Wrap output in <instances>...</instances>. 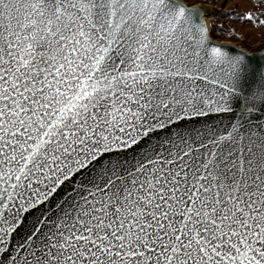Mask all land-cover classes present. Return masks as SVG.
Here are the masks:
<instances>
[{
    "label": "snow or ice",
    "instance_id": "snow-or-ice-1",
    "mask_svg": "<svg viewBox=\"0 0 264 264\" xmlns=\"http://www.w3.org/2000/svg\"><path fill=\"white\" fill-rule=\"evenodd\" d=\"M0 264H264V0H0Z\"/></svg>",
    "mask_w": 264,
    "mask_h": 264
}]
</instances>
